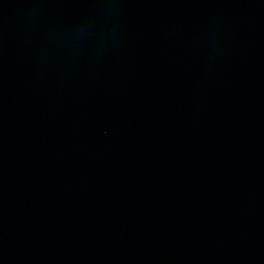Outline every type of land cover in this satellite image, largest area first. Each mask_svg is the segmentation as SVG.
Returning <instances> with one entry per match:
<instances>
[{"label": "water", "instance_id": "1", "mask_svg": "<svg viewBox=\"0 0 264 264\" xmlns=\"http://www.w3.org/2000/svg\"><path fill=\"white\" fill-rule=\"evenodd\" d=\"M0 264H264V0H0Z\"/></svg>", "mask_w": 264, "mask_h": 264}]
</instances>
